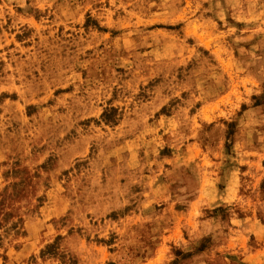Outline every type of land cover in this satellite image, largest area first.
I'll return each mask as SVG.
<instances>
[{
  "label": "rangeland",
  "instance_id": "rangeland-1",
  "mask_svg": "<svg viewBox=\"0 0 264 264\" xmlns=\"http://www.w3.org/2000/svg\"><path fill=\"white\" fill-rule=\"evenodd\" d=\"M0 264H264V0H0Z\"/></svg>",
  "mask_w": 264,
  "mask_h": 264
}]
</instances>
